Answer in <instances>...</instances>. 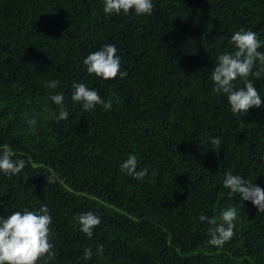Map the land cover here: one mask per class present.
Wrapping results in <instances>:
<instances>
[{
	"label": "trees",
	"instance_id": "trees-1",
	"mask_svg": "<svg viewBox=\"0 0 264 264\" xmlns=\"http://www.w3.org/2000/svg\"><path fill=\"white\" fill-rule=\"evenodd\" d=\"M103 2L0 0V147L26 161L20 174L0 173V216L47 204L49 264H264V212L223 187L231 171L264 189V103L233 114L210 78L235 31L264 40V0H153L150 16H106ZM104 44L117 47L126 78L87 73L83 60ZM250 78L264 101V77ZM73 83L113 99L111 110H82ZM59 93L67 120L48 118ZM129 155L142 180L120 170ZM228 207L235 235L211 246L213 225L198 217L219 223ZM87 212L101 218L91 238L74 219Z\"/></svg>",
	"mask_w": 264,
	"mask_h": 264
},
{
	"label": "clouds",
	"instance_id": "clouds-1",
	"mask_svg": "<svg viewBox=\"0 0 264 264\" xmlns=\"http://www.w3.org/2000/svg\"><path fill=\"white\" fill-rule=\"evenodd\" d=\"M154 9L153 0H104L103 12L106 16L113 14L128 15L134 10L137 16H150ZM229 43L232 51L221 53L211 72V80L214 84L212 91L227 97L233 114L248 113L250 108L261 107L262 98L254 86L253 80L264 77V52L258 49L264 47V40L258 38L256 32L240 28L235 31ZM258 62V66H257ZM86 71L90 75L103 80L121 79L127 77V71H121V59L118 49L114 44H104L97 51L86 56L83 60ZM255 69V70H254ZM239 80L241 87L234 83ZM61 82L52 80L46 82V87L56 89ZM50 100L58 106V114L50 115L49 119L56 121L67 120L69 112L65 106L63 93L53 94ZM71 100L82 105V110L92 111L97 105L105 110H111L113 99L105 101L99 92L89 88L85 83H73ZM47 111V110H46ZM36 119L28 120V124L35 126ZM211 143L219 145V137L212 138ZM13 151L9 145L0 147V173L6 176L20 174L26 167L24 159H13ZM138 161L135 155H129L126 161L120 165V170L137 180H142L147 170H137ZM47 184L54 183L52 175L46 176ZM223 187L229 189L228 195H238L241 201H250L257 211L264 212V189L250 183L240 175L227 172L223 178ZM78 222L79 230L88 238L94 234V229L101 223V218L93 212L81 213L74 217ZM198 219L207 221L213 227L209 228V245L222 247L235 235L238 213L235 207L222 210L219 223L216 219H210L201 215ZM52 216L47 204H41L38 210L14 211L7 217L0 216V264H49L54 259L52 252ZM103 245H98L96 255L103 256ZM93 256L91 248L84 250V259L90 260Z\"/></svg>",
	"mask_w": 264,
	"mask_h": 264
}]
</instances>
